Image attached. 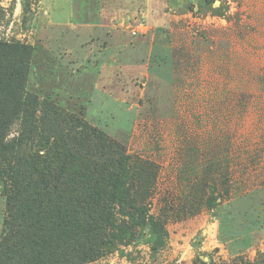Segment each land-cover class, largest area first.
Listing matches in <instances>:
<instances>
[{"label": "rangeland", "instance_id": "1", "mask_svg": "<svg viewBox=\"0 0 264 264\" xmlns=\"http://www.w3.org/2000/svg\"><path fill=\"white\" fill-rule=\"evenodd\" d=\"M0 42L33 101L0 132V241L13 181L91 187L125 158L154 188L130 167L99 200L163 230L86 264H264V0H0Z\"/></svg>", "mask_w": 264, "mask_h": 264}, {"label": "trees", "instance_id": "2", "mask_svg": "<svg viewBox=\"0 0 264 264\" xmlns=\"http://www.w3.org/2000/svg\"><path fill=\"white\" fill-rule=\"evenodd\" d=\"M27 54L28 48L19 43L0 42V132L18 115L23 102H33L24 92ZM3 149L0 140V154ZM119 160L128 168L121 171V166L118 172L108 174L101 170L84 182L94 179L91 187L86 184L65 187L57 174L51 182L45 165L37 169V182L13 181V194L6 196L10 220L2 223L0 264H86L111 253L115 245L154 242L164 222L144 214L143 204L133 209L139 214L130 215L127 226L117 225L112 203L98 198L99 181L106 184L110 201L120 198L123 189L119 179L130 167L132 175L148 177L154 188L158 176L154 164L136 165L138 161ZM43 162L42 157L34 154L28 158L27 165Z\"/></svg>", "mask_w": 264, "mask_h": 264}]
</instances>
